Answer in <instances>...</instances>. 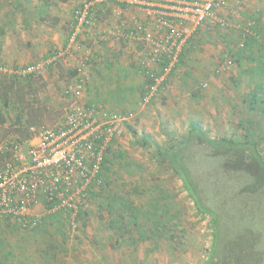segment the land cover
<instances>
[{
  "label": "rangeland",
  "instance_id": "rangeland-1",
  "mask_svg": "<svg viewBox=\"0 0 264 264\" xmlns=\"http://www.w3.org/2000/svg\"><path fill=\"white\" fill-rule=\"evenodd\" d=\"M81 2L0 0V64H35L58 51V44L69 38L72 12ZM107 12H99L102 29ZM250 20L260 39L245 48V39L252 36L243 34L242 28ZM229 21L240 28L202 32L190 51L192 56L179 62L143 108L119 111L133 117L126 116L122 135L108 148L104 184L91 196L75 228L64 215H56L39 229L27 231L62 233L56 241L50 238L44 248L25 243L11 233L23 231L0 220V264H206L222 259V242L212 253L213 218L197 210L181 178L160 152L184 142L194 124L209 138L253 144L264 162V0H243L240 12ZM80 43L79 56L83 51L93 52L87 66L91 76L88 67L91 64L93 69L98 60L95 44L88 37ZM62 63L36 81L25 97L30 107L22 104L9 112L7 123L0 126V140L24 138L17 121L24 127L26 120L35 119L29 128L33 133L62 118L66 107L62 91L74 85L70 69ZM256 85L262 89L256 107L250 110ZM20 109H24L21 114ZM248 198L247 211L230 203L240 218L232 210H219L217 231L227 238L226 260H231L238 248L251 244L248 233L257 230L264 264V196L260 204L253 195ZM250 256L253 260L250 252L242 255L244 263Z\"/></svg>",
  "mask_w": 264,
  "mask_h": 264
},
{
  "label": "built area",
  "instance_id": "built-area-1",
  "mask_svg": "<svg viewBox=\"0 0 264 264\" xmlns=\"http://www.w3.org/2000/svg\"><path fill=\"white\" fill-rule=\"evenodd\" d=\"M160 2H162L160 4ZM243 0H82L72 12L66 46L43 61L21 67L0 65V73L18 77L41 76L82 51L81 38L99 26V12L110 10L120 20L108 36L132 39L145 46L149 63L162 65L152 74L151 93L164 85L180 55L194 46L200 30L240 28L231 24V15L240 12ZM125 8L145 13L142 22L128 25ZM254 23L247 22L242 33L254 38ZM93 52L83 51L76 59L74 85L63 90L69 99L62 118L50 127L33 130L32 137L0 140V220L23 231L39 229L49 218L64 215L75 228L91 196L104 184L106 152L123 133L126 116L107 112L99 104L81 105L76 92L88 83L87 66ZM231 60L225 62V67ZM206 87V84H202ZM149 99L147 97L146 101ZM39 208V209H38Z\"/></svg>",
  "mask_w": 264,
  "mask_h": 264
},
{
  "label": "trees",
  "instance_id": "trees-1",
  "mask_svg": "<svg viewBox=\"0 0 264 264\" xmlns=\"http://www.w3.org/2000/svg\"><path fill=\"white\" fill-rule=\"evenodd\" d=\"M259 39L260 37L246 38L243 47H248L250 42L253 45L257 44L256 42ZM69 74L70 79L75 76L72 72ZM40 78L41 76L18 77L0 73V126L7 123L11 110L20 107L22 104H25L27 108L31 106V103L25 97ZM152 79V77L149 78L150 83H152ZM261 89V85H256L251 93L250 110L256 107ZM64 98L67 106L69 99L66 96ZM23 110L20 109L19 114ZM26 121L28 124L25 122L24 127L20 124V121H17L19 131L22 127V132H24V138L19 140H26L33 135L29 128L30 125H35L33 124L35 119L31 122ZM194 143H199L196 148L191 146ZM160 154L181 178L197 210L213 218L215 242L212 253L216 252L221 242L223 243L222 246H225L224 248L221 247L224 253L222 259L214 263L208 261L206 264H261L263 261V253L259 248L261 235L257 230L248 233L251 236V244L248 242L247 247L238 248L237 254L236 251L234 252L235 259L231 260L229 258L226 260L230 252L226 250L228 248L227 238L222 235V232L217 231L220 223L218 219L219 210L223 211V208L227 211L232 210L231 213L240 218L239 215H236V210L233 209L234 206L230 207V203H234L237 209L241 208V211H247L249 196L253 195V200L259 204L263 200L264 195L261 191L264 182V162L254 145L246 142H235L227 138H209L198 126L192 124L184 142L176 146H170ZM107 161L105 157L104 163L106 164ZM105 164L103 167L104 173L106 172ZM190 167L195 171H190ZM253 200L251 199V201ZM261 203H264V201ZM247 252L253 254V260L250 256L247 258V262L244 263L242 255Z\"/></svg>",
  "mask_w": 264,
  "mask_h": 264
},
{
  "label": "crops",
  "instance_id": "crops-1",
  "mask_svg": "<svg viewBox=\"0 0 264 264\" xmlns=\"http://www.w3.org/2000/svg\"><path fill=\"white\" fill-rule=\"evenodd\" d=\"M158 1L161 0H152L151 2L156 3ZM161 3L162 2H160V4ZM122 12V17L126 20L128 25H133L135 22H142L145 19L144 11L138 8H125ZM107 15L106 17L108 18L103 22L104 29H102L101 26L100 29H97V32L101 31L100 35H96L97 32L95 30L89 35L82 36L84 40L87 37L93 39L98 60L93 69H90L92 65H89L88 70L91 71V76H88V83L84 91L76 92L77 96L75 97L81 105L96 103L102 106L107 112L120 113L130 119L133 116L119 111L124 108L138 109L140 106L143 108V106L146 105L147 97H154V93H151L152 91L150 90L151 83L149 78L152 74H158L162 65L149 63L147 61L148 55L145 46L135 43L132 39H127V41H125L123 38L108 36L107 32H109L110 29L113 30L118 27L120 20L115 18L109 10ZM205 30H200L194 37V46L191 49L196 48V45L200 42L201 33L205 32ZM66 43L67 38L61 42V44H58V48L60 49L61 46L65 47ZM191 49L185 50L180 55L179 61L172 72H174V69H176L180 61L186 60L187 57L192 56L190 52ZM188 52L191 55H188ZM78 57L80 56L78 54L76 55V52H73L69 60L62 63L70 69L69 73L72 72L73 75L75 74L73 67H75ZM72 80L74 82L75 76ZM144 94H146V96ZM153 101L154 99L152 102ZM11 233L17 237L24 238L25 243L31 244L35 242L38 243L40 247L44 248L48 243H51L52 240L50 238L56 241L55 237L63 236L62 233L58 235L55 234V232Z\"/></svg>",
  "mask_w": 264,
  "mask_h": 264
}]
</instances>
